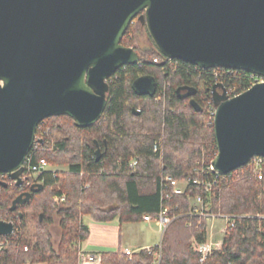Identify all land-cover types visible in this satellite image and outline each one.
Instances as JSON below:
<instances>
[{"label":"trees","instance_id":"1","mask_svg":"<svg viewBox=\"0 0 264 264\" xmlns=\"http://www.w3.org/2000/svg\"><path fill=\"white\" fill-rule=\"evenodd\" d=\"M144 29L135 17L124 31L121 43L133 47L139 61L120 66L107 80V102L98 120L80 127L65 114L43 119L54 146L37 151L33 160L44 157L49 165H66L67 170L43 172L39 176L42 187L13 211L11 201L21 190L1 185L0 220L13 221L19 238L0 249V264H79L80 244L89 235L84 215L100 222L115 218L121 223L140 222L143 215L155 216L164 207L169 216H180L161 235L160 264H264V158L261 178L249 161L206 188L215 175L208 165L216 142L213 127L205 122L203 100L212 97L213 74L211 69H199L181 59H167L153 43L138 48ZM141 75L153 77V95L133 89V81ZM222 79L240 86L246 84L248 74L223 73ZM183 85L195 88L192 97L198 109L189 97L176 93ZM165 175L186 181L183 191L166 198V184L161 182ZM209 193L213 198L208 199ZM62 195L64 200L57 201ZM197 196L203 205L210 202V213L234 218L220 249L203 261L191 243L206 238L207 219L190 215V199ZM56 219L57 241L52 232ZM100 259V264L153 261L145 248L133 252L131 258L120 249L102 251Z\"/></svg>","mask_w":264,"mask_h":264},{"label":"water","instance_id":"2","mask_svg":"<svg viewBox=\"0 0 264 264\" xmlns=\"http://www.w3.org/2000/svg\"><path fill=\"white\" fill-rule=\"evenodd\" d=\"M135 17L164 57L264 76V0H0V173L21 182L35 128L46 117L65 114L80 127L100 118L107 79L139 61L121 43ZM217 85L211 89L217 146L211 165L227 173L264 157V83L231 98ZM154 86L149 75L132 83L140 94L153 95ZM176 93L200 107L193 86ZM41 187L35 182L19 193L10 210ZM13 229L0 220V235Z\"/></svg>","mask_w":264,"mask_h":264},{"label":"built area","instance_id":"3","mask_svg":"<svg viewBox=\"0 0 264 264\" xmlns=\"http://www.w3.org/2000/svg\"><path fill=\"white\" fill-rule=\"evenodd\" d=\"M132 22V21H131ZM167 58V57H166ZM167 59H179V58H167ZM154 61H157V59H153ZM189 63V62H188ZM192 64V63H191ZM199 69H211V72L213 74V80L209 83L211 86L212 83L214 85H217V90L218 92H221L222 89H224L225 94L228 98L235 97L237 95L242 94L244 91L248 90L251 86L258 84V83H264V76L259 75L250 71H246L242 68L238 67H201L196 65ZM237 71L239 72H247L248 74V80L245 85H240V86H235L232 83H228L225 80L222 79L223 73L228 74V73H236ZM110 78V77H109ZM108 78V79H109ZM107 79V80H108ZM213 86V85H212ZM204 103H205V108H206V117H205V122L207 125L212 126L214 125V120H215V114H216V105L214 104V101L211 99H207L206 97L204 98ZM43 121V120H42ZM42 121H40L34 132V138L33 142L31 144L30 150L25 156V159L22 163L23 171L19 175L21 178V182L19 184H16V179H12L7 176L6 173H0V187L3 185V187H10V188H18L22 191H24L28 186H31L35 182H40L39 176L42 175L43 172L48 170V162L44 157H40L36 160H33V154L36 153L37 151L40 150H51L54 146V143L51 142L48 139L49 135V128H45ZM209 154H211L212 158L209 162L208 167L214 171V179L213 181L209 182L207 184V189L210 187L212 184H215L217 182V179L219 177L224 178L225 176H230L232 171L227 172V173H220L217 170H215L212 165L211 161L212 159L216 156L217 154V146L215 144L214 147L211 148L209 151ZM262 156H253L250 161L253 165V171L256 175L257 178H261V163L263 161ZM34 176V177H33ZM33 177V179H32ZM190 180V179H187ZM161 182L166 184V191H165V197L168 198L172 194H178L183 191L184 188H180L179 181L174 179L172 176L165 175L161 177ZM193 182L200 183L199 180H193ZM164 192V191H163ZM198 202V204L201 207H193L191 210L190 215H196L198 217H205V218H215L218 216L219 218L224 219L225 226L221 228V233H225V231L230 228L234 224V218L231 215H218L217 213L213 214L207 211L206 209L203 208V200L201 196H197L195 198V202ZM180 215H174V216H169L168 215V210L167 208H162L159 213H157L155 216L151 215H143L142 219L144 220H152L154 219L158 225L159 230L161 231V234L167 227V225L175 218L179 217ZM5 221H10L13 223L11 220L3 219ZM18 230V227L14 225V229L10 234L7 235H0V249L5 248L9 244H13L17 242L19 235L16 233ZM208 236V235H206ZM216 242V241H215ZM212 242V241H207V242H196V247L195 249L199 252L200 254V259L204 260L213 250L218 249L221 245V241L218 242ZM214 243V245H212ZM158 247L157 249H154L152 246H147L144 247L149 254L152 255L153 261L152 264H160V242L156 244ZM27 246H24L23 249L27 250ZM126 253L129 258H131V255L134 251L130 249H125L123 251ZM100 253L98 252H89V251H84L80 248L78 252V261L79 264H100Z\"/></svg>","mask_w":264,"mask_h":264},{"label":"crops","instance_id":"4","mask_svg":"<svg viewBox=\"0 0 264 264\" xmlns=\"http://www.w3.org/2000/svg\"><path fill=\"white\" fill-rule=\"evenodd\" d=\"M85 218L86 215L83 216V222L89 228V235L80 244V248L84 251L100 253L102 251L130 249L136 252L144 247L154 246V244L144 242L143 235L138 228L131 227L134 222L121 223L118 221L117 225H113V222L117 220L116 218L109 222L95 221L90 217L85 221Z\"/></svg>","mask_w":264,"mask_h":264},{"label":"rangeland","instance_id":"5","mask_svg":"<svg viewBox=\"0 0 264 264\" xmlns=\"http://www.w3.org/2000/svg\"><path fill=\"white\" fill-rule=\"evenodd\" d=\"M152 42L150 40V38L148 37V33L146 31V29L142 30L141 34H139L138 37V44L137 47L138 48H145V47H149L151 46ZM48 169H51L53 171L55 170H67V166L66 165H48L47 167ZM34 177V176H33ZM32 177V179H33ZM186 181H179V186L182 189L185 185ZM210 194V193H209ZM196 198V197H195ZM195 198H191V204L192 207H201L198 202H195ZM213 198V195L210 194L208 196V199ZM57 201H63L64 200V195L60 196V198H56ZM209 203L203 205V208L209 211ZM215 214V213H213ZM218 215H222L221 213H217ZM247 216V215H246ZM261 218H263L262 216H260ZM86 219H89V217L86 215L85 221ZM207 219V225H206V238H205V242L207 241H212V242H218L221 241V245H222V238L224 233H221V228H223V226H225V221L222 218H219L218 216H216L215 218H206ZM88 221V220H87ZM57 219L55 220L53 226H52V232H53V236H54V240L57 241L59 238V233H60V229L57 223ZM97 223V222H96ZM113 225H117L118 220H115L113 222ZM132 228H138L141 232V234L143 235L144 238V242L145 243H150V244H158L160 242L161 239V231L158 228V225L156 223V221L154 219L152 220H142L140 222H134L133 226H131ZM94 234L96 235V232L94 230ZM196 240L192 239L191 243L193 245V247H196ZM215 242V243H216ZM212 245H214V243H212ZM220 245V247H221ZM220 247L218 248V250L220 249ZM196 250V249H195ZM123 252V251H122ZM38 264H46V263H38Z\"/></svg>","mask_w":264,"mask_h":264},{"label":"bare ground","instance_id":"6","mask_svg":"<svg viewBox=\"0 0 264 264\" xmlns=\"http://www.w3.org/2000/svg\"><path fill=\"white\" fill-rule=\"evenodd\" d=\"M213 179H214V178H213ZM213 179H211V181H213ZM173 220H174V219H173ZM173 220H172V221H173ZM172 221H171V222H172ZM171 222H170V223H171ZM170 223H169V224H170ZM169 224H168V225H169ZM168 225H167V226H168ZM199 257H200V255H199ZM200 258H201V257H200ZM200 260H201V259H200ZM201 261H203V260H201Z\"/></svg>","mask_w":264,"mask_h":264}]
</instances>
